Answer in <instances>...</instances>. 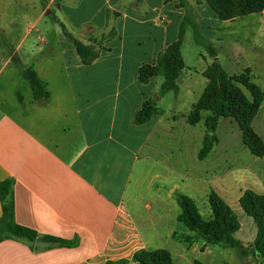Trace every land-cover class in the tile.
Segmentation results:
<instances>
[{"label": "crops", "instance_id": "1", "mask_svg": "<svg viewBox=\"0 0 264 264\" xmlns=\"http://www.w3.org/2000/svg\"><path fill=\"white\" fill-rule=\"evenodd\" d=\"M183 5V0H0V34L23 63L15 74L22 77L31 67L49 92L46 100H36L31 88L27 97L15 90L6 98L0 87V181L12 180L16 223L40 239L78 240L76 247L51 242L35 250L34 243L4 239L0 264L120 259L138 264L134 252L158 248L178 264L176 257L183 262L189 250L198 255L203 247L210 250L212 244L177 220L181 210L169 192L177 186H169L170 171L179 174L190 144L183 115L196 91L191 74H179L174 106L169 91L158 94L161 76L139 78L140 68L178 38ZM44 12L53 20L42 33ZM64 31L91 46L97 57L83 64ZM154 31L165 37L157 51L148 52L143 42ZM0 48L1 73L14 64ZM147 100L159 112L136 123ZM179 223L187 230L178 231Z\"/></svg>", "mask_w": 264, "mask_h": 264}, {"label": "rangeland", "instance_id": "2", "mask_svg": "<svg viewBox=\"0 0 264 264\" xmlns=\"http://www.w3.org/2000/svg\"><path fill=\"white\" fill-rule=\"evenodd\" d=\"M183 4V27L178 36L182 41L180 58L183 68L177 74L179 76L181 73L182 78L185 74H191L189 83L196 91L192 103L186 104L183 115L184 135L190 140V144H185L184 152H182L184 167L178 168L179 174L170 171L172 180L169 186L173 187L174 183L177 186L169 192L174 197L184 194L192 198L202 218L210 221L213 215L207 195L210 190H214L236 215L239 227L233 236L246 251H249L253 249L255 243L257 225L241 208L239 197L245 189L264 193V155L256 157L251 153L243 141L242 132L236 120L229 115L219 119L215 132L217 142L214 143L208 156L200 160L197 154L206 132L203 116L207 112L202 106L203 102L209 101L208 95L204 93L208 82L204 74L211 73L212 63L215 61L229 75L241 78L242 82H234V87L239 94L248 101H253L255 96L259 99L251 127L264 143V10L231 20H221L206 0H183ZM52 20V14H46V12L42 14L39 24L42 33H44L45 24H51ZM59 32L61 33V30ZM164 37V33L154 31L150 40H144L143 46L148 52L157 51ZM49 38L54 43L56 36L50 33ZM38 46L43 47V44H36V47ZM208 46L213 49L214 57L210 55ZM160 55L154 63L148 65L155 66ZM2 58L4 56L0 51V66L3 62ZM17 69L18 67L10 64V67L4 68L0 73V87H3V95L6 98L14 96L15 90L20 91L25 97L31 92L28 81L15 74ZM169 94L170 100L173 101L171 98L175 97L176 93L169 91ZM180 95L181 93L177 96ZM172 103L173 106L176 105L174 101ZM158 112L159 109L156 113ZM195 112H198L201 119L192 124L189 116ZM181 172L184 173L183 177ZM180 176L183 181L180 180ZM189 176H195V178L191 179ZM168 188V185H164L163 191L166 192ZM171 223H173L172 219L169 221L170 225ZM178 225V231L187 230L181 223ZM209 248L210 250H206L203 247L201 255H198V251L189 250L186 260L182 262L176 257V261L178 264H190L189 260L193 259H195L194 264H264L263 258H258L254 263L252 259L245 263L241 262L238 252L231 247L212 244Z\"/></svg>", "mask_w": 264, "mask_h": 264}, {"label": "trees", "instance_id": "3", "mask_svg": "<svg viewBox=\"0 0 264 264\" xmlns=\"http://www.w3.org/2000/svg\"><path fill=\"white\" fill-rule=\"evenodd\" d=\"M206 1L221 20H231L264 10V0ZM64 35L72 43L83 64H90L97 57V52L91 46L83 44L71 33L64 31ZM0 44L8 51L12 63L15 66L23 67V63L15 53L14 48L1 34ZM181 44L182 41L179 37L166 47L155 66L146 64L140 68L139 78L144 82L156 75L163 78L158 91L159 95H163L168 91L178 90L177 73L183 68L180 58ZM208 51L212 57L215 56L213 49L209 46ZM21 74L28 81L36 100L48 99L49 92L46 84L31 67H25ZM204 75L208 79L204 93L208 95L209 101L207 103L203 102L202 106L207 112L203 116L206 132L202 139V146L197 154L198 159L201 160L207 157L214 143L217 142L215 132L219 119L225 115L232 116L236 120L242 132L243 141L251 153L256 157L263 156L264 143L251 127V121L255 117L259 104L257 96H255L253 101L246 100L234 87V82H242L241 78L229 75L216 61L212 63L211 73L206 72ZM18 100L21 101L19 95ZM157 111L158 108L155 106L154 101L147 100L136 113L134 120L136 123H142ZM189 117L192 124L201 119L198 112L190 114ZM0 201V241L14 239L25 241L30 246H33L35 239L38 237L37 232L19 225L15 221L12 180L5 179L0 181ZM207 201L213 215L210 221L202 218L192 198L184 194H178L177 203L181 212L177 215V220L194 231L207 244H217L236 249L241 262L253 260L252 262L254 263L258 258L264 259V193L245 189L239 197L241 208L257 225L255 243L253 249L249 251H246L233 236V233L239 227V223L229 205L214 190L209 191ZM41 238L52 242L53 245L58 247H76L78 245L77 239L68 240L48 235L41 236ZM133 260L138 264H174L170 252L163 248L137 250L133 254ZM126 262V259H120L107 261L105 264H126Z\"/></svg>", "mask_w": 264, "mask_h": 264}, {"label": "water", "instance_id": "4", "mask_svg": "<svg viewBox=\"0 0 264 264\" xmlns=\"http://www.w3.org/2000/svg\"><path fill=\"white\" fill-rule=\"evenodd\" d=\"M51 245V242L50 241H45V240H42L40 238H36L35 241H34V249L35 250H39V249H42L46 246H50Z\"/></svg>", "mask_w": 264, "mask_h": 264}]
</instances>
